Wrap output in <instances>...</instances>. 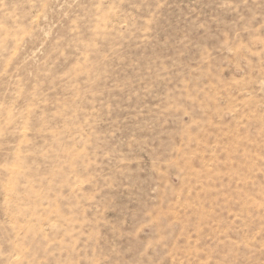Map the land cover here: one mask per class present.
I'll list each match as a JSON object with an SVG mask.
<instances>
[{"label":"rangeland","instance_id":"374dc122","mask_svg":"<svg viewBox=\"0 0 264 264\" xmlns=\"http://www.w3.org/2000/svg\"><path fill=\"white\" fill-rule=\"evenodd\" d=\"M0 264H264V0H0Z\"/></svg>","mask_w":264,"mask_h":264}]
</instances>
